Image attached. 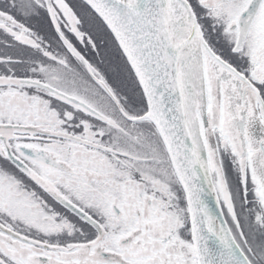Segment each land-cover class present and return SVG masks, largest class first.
<instances>
[{
	"label": "snow or ice",
	"instance_id": "6c2138e0",
	"mask_svg": "<svg viewBox=\"0 0 264 264\" xmlns=\"http://www.w3.org/2000/svg\"><path fill=\"white\" fill-rule=\"evenodd\" d=\"M0 264H264V0H0Z\"/></svg>",
	"mask_w": 264,
	"mask_h": 264
}]
</instances>
